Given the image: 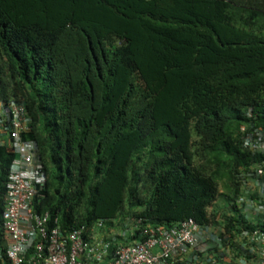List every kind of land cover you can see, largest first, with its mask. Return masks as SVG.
I'll use <instances>...</instances> for the list:
<instances>
[{
  "label": "trees",
  "instance_id": "trees-1",
  "mask_svg": "<svg viewBox=\"0 0 264 264\" xmlns=\"http://www.w3.org/2000/svg\"><path fill=\"white\" fill-rule=\"evenodd\" d=\"M9 99L46 177L35 212L64 231L135 229L114 247L192 219L233 247L253 227L234 201L237 175L264 160L242 145L264 128V0H0ZM13 157L0 148V214ZM219 194L223 214L209 210Z\"/></svg>",
  "mask_w": 264,
  "mask_h": 264
},
{
  "label": "built area",
  "instance_id": "built-area-1",
  "mask_svg": "<svg viewBox=\"0 0 264 264\" xmlns=\"http://www.w3.org/2000/svg\"><path fill=\"white\" fill-rule=\"evenodd\" d=\"M30 128L24 104L14 99L0 101V148L6 147L14 156L2 197L0 264H188L197 255L202 256L201 264H264V160L237 175L243 194L234 206L253 227L240 229L230 243L233 247L222 243L213 225H199L192 219L172 227L145 225L138 228V241L112 247L98 235L105 228L102 220L89 228L81 225L64 231L57 216L35 212L46 177L36 143L22 138ZM242 145L264 157V128L247 132ZM123 226L119 238L127 239L135 229ZM233 249L238 256L233 257Z\"/></svg>",
  "mask_w": 264,
  "mask_h": 264
},
{
  "label": "rangeland",
  "instance_id": "rangeland-1",
  "mask_svg": "<svg viewBox=\"0 0 264 264\" xmlns=\"http://www.w3.org/2000/svg\"><path fill=\"white\" fill-rule=\"evenodd\" d=\"M219 191L220 192H225V189L222 186H220ZM229 202H230L229 197H226L225 195L221 196L219 194L217 196L216 202L213 204V206L209 210H213V211H216L219 214H223V213L226 212V207H227ZM105 227H107V226H105ZM109 229H111V230H107L106 229L107 231H105V230L104 231H102V230L98 231V235L101 236L103 239H107V238H110V237H117L123 231L121 228L116 229L115 227L109 228ZM218 230H219V228H215V227L212 228V231L214 233H217V234H219ZM117 238H119V237H117ZM201 259H202V256L199 257L197 255V259L195 261H193L192 263H189V261H186L185 263H188V264H201Z\"/></svg>",
  "mask_w": 264,
  "mask_h": 264
},
{
  "label": "crops",
  "instance_id": "crops-1",
  "mask_svg": "<svg viewBox=\"0 0 264 264\" xmlns=\"http://www.w3.org/2000/svg\"><path fill=\"white\" fill-rule=\"evenodd\" d=\"M105 229H107V227H105ZM221 259H222L223 261H225V259H224V258H222V257H221Z\"/></svg>",
  "mask_w": 264,
  "mask_h": 264
}]
</instances>
